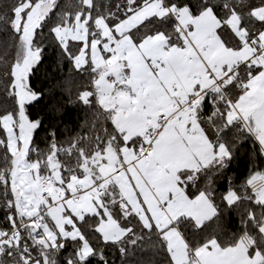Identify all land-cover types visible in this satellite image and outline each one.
<instances>
[{
	"label": "snow or ice",
	"instance_id": "snow-or-ice-1",
	"mask_svg": "<svg viewBox=\"0 0 264 264\" xmlns=\"http://www.w3.org/2000/svg\"><path fill=\"white\" fill-rule=\"evenodd\" d=\"M0 264H264V0H0Z\"/></svg>",
	"mask_w": 264,
	"mask_h": 264
},
{
	"label": "trees",
	"instance_id": "trees-1",
	"mask_svg": "<svg viewBox=\"0 0 264 264\" xmlns=\"http://www.w3.org/2000/svg\"><path fill=\"white\" fill-rule=\"evenodd\" d=\"M65 72L67 71V69L64 70ZM241 171H243V168L240 169Z\"/></svg>",
	"mask_w": 264,
	"mask_h": 264
}]
</instances>
